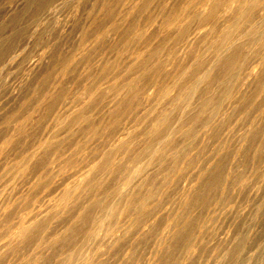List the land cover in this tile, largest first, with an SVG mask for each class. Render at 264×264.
Instances as JSON below:
<instances>
[{
    "label": "rangeland",
    "instance_id": "1",
    "mask_svg": "<svg viewBox=\"0 0 264 264\" xmlns=\"http://www.w3.org/2000/svg\"><path fill=\"white\" fill-rule=\"evenodd\" d=\"M142 1L143 0H0V189L9 188L10 186L9 190L12 192V200L8 202L6 206H0V213H8L7 217H5V221L0 222V237L4 235L2 229L4 222L8 219L9 221L13 219L17 220L19 216H21L20 214L29 217L31 214L34 215L35 212H39L38 222H40V224H46L48 222V226L43 233L45 238L54 232H65L66 224L75 218L76 208L72 209L70 212H64L65 210L62 209L59 213L57 212L55 216H52L50 221L44 220L49 201L51 203L52 200H54V202L61 200L60 196L63 187L72 181V178L70 179V177L67 176L69 166H67L65 170L63 169L62 173L58 172L61 162H53V157L55 156L54 150L57 147L64 149L63 157H68L77 150L75 157H78L79 160L84 157L85 159L90 158L93 153L97 151L98 147L100 150L108 144L107 141L109 137L107 134L109 135L110 132L117 128L115 127V122H113L114 119L118 118L117 121L120 127H131L133 124V127L137 126L135 123V116L141 108L143 110V107L146 106L144 100L145 94L135 97L136 99L134 98L135 101L133 100V105L135 109H133L132 112L121 113L119 110L118 114L117 112H109L110 109H108V107H110L112 103L106 102H110L111 96L106 94L107 97L102 104H94L89 112L90 115H92L90 122H95L94 124L98 127V132L94 137L88 138L87 132L85 131L87 124H85L86 122L84 120L77 126L65 127V130H60V133L53 137L56 132L54 130L58 129L60 125L57 124L58 118L62 116L63 118L61 117V119L64 120L65 117L63 114L66 111L77 103L79 105L83 104L78 102V96H80V93L84 92V86L85 88L88 86L85 84H91V82L94 81L92 77L95 79V76L99 77L102 74L104 64H108L110 69L105 79H101L103 77L101 76L98 80H102L101 83L103 82L104 85L102 84L101 86L106 87L111 83L123 79L125 73L128 74V70L126 69L129 64L132 63V57L134 58V54L130 51L143 46L148 47L146 49H150L151 46L153 47L156 43L161 41V39L166 40V43L168 42L164 32L161 34L156 32L157 27L162 24L164 18V15H160V11L167 12L168 7L170 6L168 9L170 10L175 4L176 6H182L184 0H155L150 2L152 5H149V3V7L148 5L145 7L146 10L142 7H137L138 9L135 8L136 10H132V8L128 9V6L130 7L134 4L140 5ZM105 10L108 12L107 14ZM127 10H129V12ZM167 27L170 28L169 26ZM137 31L143 32V38L146 39V41L148 38L150 42L147 41L144 45L138 43V41H141L143 38L140 40L135 39ZM151 42L152 44H150ZM141 43H144V41L142 40ZM147 43H149V45ZM128 47L130 49L132 48L128 50L129 52L126 50L129 49ZM197 47L192 48L193 51L192 49H187L185 53L182 52V56L184 55L185 57V55H187L185 58L187 60H192L195 56L194 54L199 53L197 50L201 48ZM164 53L163 57H166V52ZM189 56L191 57L189 58ZM172 70L173 66H167L163 75L167 76ZM136 72L137 70L129 74V78H135L137 76ZM258 72L259 81L264 80V66H262V68L260 66ZM141 81L142 80L139 82L143 84L147 79ZM159 83L158 85H162L161 83H163V81H159ZM95 86L98 88L99 84H95L94 88ZM243 88L248 90V94H251H247L245 99V101H249L247 106L250 108H242L240 105L236 108L231 105L229 107L227 106L225 113H230L227 121L221 123L222 125L219 121V124H216L217 129H211L213 132L210 131L206 134H199L193 146L195 149H198L195 155H193L195 158L198 157L195 160L196 163L192 165L193 168L196 166L195 164H198L201 160L203 161L201 166L206 164L207 168H209V166L211 167V170L205 176L206 180L212 173L230 172L229 176L226 174L227 178L233 179L230 181L228 178V183L225 181L229 184L227 185L228 192L233 190V180H236L240 174L251 173L256 170V160H253L252 153H255L254 151H256L259 141L264 137V128L261 124L264 122V94H253L255 83L252 81H248L247 84L245 83ZM149 91L152 92V96L154 97L156 88L153 87ZM52 98L53 100H51ZM85 98L86 95L83 94L81 99L86 101L88 98ZM78 104L76 105L77 107L79 106ZM49 106H51L52 109ZM131 116H133V118ZM260 116L261 118H259ZM98 123L100 124L98 125ZM81 125L84 126L81 127ZM105 125L107 126L105 127ZM16 126H18L17 129ZM55 127L56 129H54ZM248 127L252 129V132L249 134V138L251 139L247 140L246 143H240L238 141L240 140V133L242 134L245 132ZM20 128L24 130L22 129V132H20ZM138 129L140 130L141 127L138 126ZM259 129H261V131ZM52 139L54 141L48 149L44 151L42 148L39 149L41 143ZM179 140L181 141L180 137L176 139V142L181 143ZM85 141H88L86 143V149L79 152L78 148L80 144H83ZM8 144H10V146ZM239 144H247L243 149L244 152L242 151L243 153L248 152L245 155L243 154L244 156L236 152V148L240 147ZM30 152L35 153L33 160H31L28 165H24L26 169L20 176L13 177L12 172L22 170V163ZM89 154H91V156L87 157ZM217 158H221L224 164H217ZM241 159L244 160L241 161ZM40 161H44L45 164L39 166L38 163ZM154 171V169L150 170L151 173ZM51 172L57 173L52 179L50 177ZM192 177L195 178H192V180L196 183V180H198L197 176ZM107 180L110 182L114 179L113 177H107ZM192 180L189 179L188 173L182 177L179 182L174 183V186L173 184L168 187L162 186L163 188H161L163 190L159 188L160 192H163L161 195V197H163L160 199L163 206L161 207L162 209L157 211L156 214L158 216L156 214L154 215L157 217V221L153 229L150 231V228L146 227L145 231L139 230L136 232L135 230L132 233H136V238L128 235L124 237L107 259L102 261V264H121L124 254L128 250L133 251L135 254L130 264H146V260L152 256V248L154 246L156 247L157 243L160 241V235H163V232L164 234L166 233L164 231L166 225L162 224V222L165 223L164 220L166 222L171 220L168 222L169 225V223L173 222L174 218L181 212L179 202L181 196L180 188L183 183L186 182L188 183L191 181L190 183L193 184L194 182ZM177 184L179 187H176ZM205 185L207 184L200 186V191L203 189L202 191L205 192V194H211L215 199L220 198L222 193L220 186L216 187V189H208V185L204 187ZM196 190H199V188ZM169 191H171V194ZM245 197H247V193H245ZM53 198H57V200ZM74 199L75 197L70 196L68 199L63 200V202L68 200L67 202L72 204L74 203ZM86 199L85 197L82 198L80 203H85ZM262 199H264V194H261L258 199H255L251 204V209L244 214L234 213L227 217L226 222L222 221L223 230L220 232V236L226 237L225 240L221 241L217 239L214 243L210 244L208 243V231L205 230L203 235L204 238H202L204 244L201 243V248L198 245L199 249H197L194 260L192 263L190 262L188 264H217V261H219V264H230L229 262L232 264V261L234 262L233 264H264V206H261L262 209L259 207L260 210L257 207ZM17 200H20L21 203H18L13 208V204H15ZM214 201L216 202L217 200ZM54 202H52V204ZM245 203L246 199L242 197L240 199V204L244 205ZM0 204H2V202H0ZM25 204H27L28 207H26ZM52 204L49 205L48 210H54ZM213 204L212 207L210 206L202 209L203 211L197 209V214L199 216L202 214V217H200L205 218L212 211ZM169 207L174 209L171 210ZM9 209L12 210L9 212ZM165 209H167V211ZM57 210L58 209H55L54 211ZM169 212L171 214L173 213L172 216H168V214L170 215ZM160 213L162 214L161 216ZM82 222L84 221H80L77 225L80 227L83 226ZM212 223L215 224L216 219H213ZM160 225L162 228L158 227ZM139 233H141V235ZM120 235L123 236L124 233L122 234L121 232ZM179 236L178 238H180ZM237 236L239 238L240 236L246 237V248L239 256V251L237 249L232 250L237 240L236 238H238ZM70 239L71 238L60 240L52 247H48L47 244L42 243L38 248H36L32 241L25 240L18 251L23 255H28L30 253L31 257H36L37 264H53L63 250L72 247L73 238L71 241ZM155 239H157L156 242ZM170 239L171 238H169L167 242V238H165L163 242V247L165 248L162 247V253L157 255L150 264H169L171 261L170 259H172L174 253L177 252L167 246L170 243ZM230 240L231 242L234 240L231 246L229 245ZM228 245L230 253L226 252V250L229 249ZM214 251H217L218 254L215 259H212ZM228 254H231V258L230 255L228 258ZM234 258L236 259L234 260ZM123 264H129V262L123 261Z\"/></svg>",
    "mask_w": 264,
    "mask_h": 264
},
{
    "label": "bare ground",
    "instance_id": "2",
    "mask_svg": "<svg viewBox=\"0 0 264 264\" xmlns=\"http://www.w3.org/2000/svg\"><path fill=\"white\" fill-rule=\"evenodd\" d=\"M152 1H155V0H143L140 5L134 4L130 7L128 6V9L132 8V10H133L137 7H142V8H144V10H146L145 7ZM228 2H229V0H196V1L195 0H193V1H191V0L185 1L184 0V3L182 6H176V4H175V6L171 7L170 10H168L170 7L169 6L167 9V12L166 11H160V13H161L160 15H164L163 16L164 18H163L162 24H160V26L157 27L156 32L158 34H161L164 32L166 35L165 37L168 39L167 43H166V40L161 39V41H159L158 43H156V44L154 43L155 45L153 47L151 46L150 49H146L148 47L143 46L141 48L136 47L137 49H135V50L133 49L132 51H130L131 53L134 54V58L132 57L133 61L131 59L132 63H130L128 68L126 69V70H128L127 71L128 74L125 73V75L123 76V79H120V81H117V82L113 81L114 83H111L110 85H108L106 87L101 86L103 84V82L101 83L102 80L100 81L98 79H100L101 76H103L101 79H105V77H107L108 70L110 69L108 64H104L103 65L104 67L102 69V74L99 77L95 76V79H94V77H92V79L94 81L91 82V84H85L88 86H86V88L84 86V89H85L84 92L80 93V96H78V102L83 103V104L79 105L77 103L79 105L78 107L76 106L77 105L76 104L75 105L76 107L73 106L71 109L66 111L63 114V116L65 117L64 120L61 119L62 116H60L58 118L57 124H60V125H59L58 129H56V127L54 128V129H56V130H54L56 132H55L53 137L57 136V134L60 133V130L62 131L65 127L77 126L83 120L86 122L85 124H87L85 127V129H86L85 131L87 132L88 138L94 137L98 132V127L94 124L95 122L94 123L90 122L92 115H90L89 112L92 109L94 104H102V102L107 97L106 94H108V96H111L110 102L109 101L106 102V103H112V105L110 104L111 106L109 105L110 107H108V109H110L109 112L110 113H116L117 112V114H118L119 110L121 113L132 112L133 109H135V106L133 105L134 98L139 97V95L145 94L144 100L146 102V104H145L146 106L143 107V110L141 108L142 111L140 110L138 112V114L135 116V123L137 124V126L133 127L134 126V124H133V126H131V127H127V126L126 127H123V126L120 127L118 124V121H117L118 118L114 119L113 122H115V127H117V128H115V130L112 132L109 131L110 132L109 135L107 134V136L109 137L108 141H107L108 144L105 145L100 150L98 147L96 152H94V153L92 152L93 153L92 156H91V154H89L87 156V157L91 156L90 158L85 159V157H84L81 160H79L78 157H75L77 150L74 151L70 156L63 157L64 149H62L61 147H57L54 150L55 156L53 157L54 158L53 162L54 163L55 162H61V166H60V169L58 171L59 173H62L63 169L65 170L66 167L69 166V170H67L68 171L67 176L70 177V179L72 178V181H71V183H67L63 187V189H62L63 191H62V194L60 196L61 200H57V198H53V199H56L57 201L54 202V200H52L51 203L49 201V204L47 205V208H46V212H45L46 215H45L44 220L50 221L52 219V216H55L56 213L57 212L59 213V211L62 209L65 210L64 212H70L72 209L76 208L75 218L66 224L65 232H54V233H51L47 238H45L43 233L46 230L45 228L48 226V222L46 224H40V222H38L39 212H35L34 215L30 213L31 215L29 217L23 216L22 214H20L21 216H19V218L17 219V221L19 222V227L15 230L14 234H16V235H18V237L22 238L24 235V231H22V230H27V229L31 228L32 225L38 224L39 225L38 229L36 231H34L31 235H29L25 239V240L32 241L34 243V245L36 246V248H38L42 243L47 244L48 247H52L53 245H55L60 240H66L68 238H71V239L73 238L72 247H68L67 249L63 250L62 253L59 255V257L55 260V262H53V264H62V262L59 258L61 256H63L66 251L71 250L73 248H76L77 246L80 245V243L83 241L86 233L93 226L94 217L96 216V214L99 211H101V203L99 201L93 200V195H95V193L97 191H99L101 194H106V193L111 192L116 187L121 174L128 168V165L139 162L142 159H147V157L151 154V151L155 148L158 141L160 139H162L165 134H167L169 131H171L173 138H174L173 141L170 142L169 145H166L164 150H162L161 153L152 162V164L150 166V170L154 169L155 171L151 173L148 181L146 182V185L144 186L143 191L139 193V197H141V198L146 197L148 195H153L154 197H158L159 203L157 204L154 211L144 213L143 214L144 218L139 219L138 223H137L136 216H134L131 212H129L125 216V222H128L131 219V223L136 224V227L130 232V234H128V236H130V237L136 238V236H135L136 233L135 234L132 233L135 230H136V232L139 230L145 231L146 227L150 228V231H151V229H153V226L156 224V221H157V217H155L154 215L157 213V211L159 209H162L161 207L163 206V204L161 203V200H160L163 197V196L161 197L163 192H160L159 188H161L162 186L168 187L172 184L174 186L175 185L174 183L179 182L182 177H184L186 174L189 173V171H180V166H181V163L183 161V157H181L179 160L174 159L173 156L171 155V152L176 147H178L179 145L185 143V141H187L193 137L197 138V136L199 134L202 135V134L209 133L210 131L213 132L211 129L213 128L216 130L217 129L216 124H219V123L221 124L223 122H226L230 116V113H225L227 106L229 107L231 105L232 107L234 106V108L238 107L239 105L242 108L248 107L247 104L249 101H245L246 96L248 94V90L243 88V85L245 84L244 81L248 79L247 76L244 75V72H246L247 69L245 68L244 71L241 70V65L244 61L246 53L243 51L242 45H235V46L230 47L232 38H230L227 35V33L223 32L225 20L222 19L221 16L219 15V13L224 10V5H226ZM106 3H108V2H106ZM149 5H152V4L150 3ZM149 5H148V7H149ZM209 5H210V7H209ZM205 7L209 8V11L207 14L204 13ZM162 8H164V7H162ZM106 10H105V12L107 14L108 12ZM124 10H125V8H124ZM127 11L129 12V10H127ZM110 13H112V12H110ZM159 19H161V18H159ZM132 21H133V19H132ZM129 22H131V21H129ZM158 23H159V21H158ZM167 26H169L170 28H168ZM206 29H210V30H206ZM154 34H153V36H154ZM143 37H144L143 32H141V31L136 32V35H135L136 40H140ZM142 40L144 41V43H141ZM142 40L138 41V43L144 45L148 41V38H147V41L144 38ZM148 42H150V41H148ZM147 44L149 45V43H147ZM150 44H152V42ZM136 46H138V45H136ZM197 46L201 47V48H199L197 50V52H199V53L194 54L195 56L192 58V60H187L185 58L187 55H185V57H184V55L182 56V52L185 53V51L187 49L191 50L192 48H195ZM131 49L129 48L126 50L128 51ZM192 51H193V49H192ZM147 52H148V55H147ZM164 52H166V57H163ZM218 54H219V59L217 60ZM191 56H189V58ZM213 60H216V63L214 65H212L213 70H214V74L211 77V79L209 80V82L204 87L200 88L199 91L197 92V94L192 98L193 102L191 103L188 112L184 115H181V112L178 108L170 116L164 117L163 112L168 108V105L170 103H172V100H174L176 97H178L183 92L185 86L193 79V77L198 72L201 71V66L207 67L209 64L212 63ZM193 61H196V63L193 64ZM190 64L193 65L192 72L190 73L188 78L176 90L175 96L172 99H170L169 101H166L165 102L166 104H164L160 108H157V104H158L159 98L161 97L162 93H164L165 90L172 85L173 81L175 80V78L179 74V72H182ZM170 65L173 66V70L171 72H169L167 76L163 75V72H165V69L167 68V66L170 67ZM262 66H264V65H261V68H262ZM136 70H137V72H136L137 76L135 78H132V77L129 78V74L133 73ZM166 71H168V70H166ZM253 72H255V69H253ZM118 74H119V72H118ZM241 76H243V78H241ZM143 79H147V81L142 84L139 81L140 80L143 81ZM159 81H163V83H161L162 85H158V84H160ZM248 81H252L253 83H255V88H254L253 94H255V93H258L260 95L264 94L263 93L264 92V80L259 81V72L255 75H252L251 79ZM95 84H99V87L96 88V86H97L96 85L94 88ZM153 87L156 88V91L154 92V97L152 96V92L149 91ZM83 94L86 95L85 99L88 98L86 101L85 100L83 101L81 99L83 97ZM248 95H251V94H248ZM51 100H53V98ZM49 107L51 108V106H49ZM248 108H250V107H248ZM97 110H99V109H97ZM247 110H245V111H247ZM153 112L155 114H153ZM250 113H251V111H250ZM22 117H23V115H22ZM131 117L133 118V116H131ZM259 118H261V116ZM157 120H159V121H161V123H163V128L159 133L152 135V134H150V131H151L153 123ZM64 121H66V122H64ZM165 121H166V123H165ZM104 122H105V120H104ZM122 123H124V122H122ZM99 124L100 123H98V125ZM120 124H121V121H120ZM261 124L264 128V122ZM254 125H255V122H254ZM83 126L81 125V127H83ZM106 126L107 125H105V127ZM138 126L141 127L140 130L138 129ZM218 127H220V126H218ZM17 128H18V126H16V129ZM74 128H76V127H74ZM108 128H110V127H108ZM248 128L242 134L240 133V136H239L240 140H238L240 143H243V142L246 143L247 140L251 139V138H249V134L252 132V129H250V128L248 129ZM22 129L20 132H22ZM79 129H80V127H79ZM259 130L261 131V129H259ZM86 132H84V133H86ZM263 134H264V132H263ZM230 135H232V134H230ZM100 136H102V135H100ZM250 136H252V135H250ZM128 137H129V139H128ZM178 137H180L181 141L179 140V142H181V143L176 142V139H178ZM196 140L197 139H195V141ZM53 141H54L53 139L44 141L39 146L40 147L39 149L42 148L43 151L48 149V147L53 143ZM133 141H135L134 144L132 143ZM68 142H70V141H68ZM87 142L88 141H85L83 144H80V146L78 148L79 152L86 149V147H87L86 143ZM129 144H132V146L129 147ZM8 145L10 146V144H8ZM59 145H61V144H59ZM245 145H247V144H245ZM236 152L240 155H243V154L245 155L246 153H248V152L243 153L244 151L243 152L239 151V147L236 148ZM254 152L255 153H252L253 154L252 157H253V160H256L255 162L257 163V164L255 163L256 170H260L261 174H264V137L261 138V140L259 141V144L257 145V149ZM257 153H260L259 159L257 158ZM234 155H236V154H234ZM34 156H35V153L30 152V154H28V156L25 158V161H23V163L20 162L23 165L22 170L21 171L17 170L15 172H12V176L13 177L20 176L24 172V170L26 169V166H24V165H28V163L31 160H33ZM237 156H239V155H237ZM196 158H198V157H196ZM196 158L194 156H192L189 163L191 165H194V163H196V161H195ZM217 160H218L217 164H219V163H220L219 165L224 164V163H222L223 161L221 160V158L220 159L217 158ZM243 160L241 159V161H243ZM44 164H45L44 161H40L38 163L39 166H43ZM59 165H60V163H59ZM219 165H218V167H219ZM212 167H213V165H212ZM206 168L207 167L205 164V165L201 166L200 171H204V169H206ZM210 173H212V172H210ZM229 173L228 172L227 173H222V172L221 173H212V174H210V176H208L207 180L205 179V176H206L205 175L203 177V179L199 180V182H198V180H196L197 181L196 187L194 189H191V190H189V189L191 188V186L194 187L195 184L192 185V183H190L191 181L188 183L187 182L183 183L182 187L180 188L181 196H180V200H179L181 212L177 215L176 218H174V221L172 218L173 222L169 223V225H168V222H170L171 220L168 222H166L164 220L165 223L162 222V224L166 225L167 232L165 234L163 232L162 233L163 235H160V237H161V238H159L160 241L158 240L159 244H160L159 248H157V246L155 247L154 245H153L154 247L152 246L153 247L151 250L152 256H151V258L146 260V264L152 263L154 261V259L156 258V256L159 255L160 253H162V247H163V244H164L163 242H164L165 238H167V242H168V239L171 238L170 243L167 246L170 247L172 250L177 251L176 253H174L173 257L171 256L172 259H170L171 260L170 262L168 261L169 264H188L190 262L192 263L195 256L190 261H188V260H186V253H187L188 249L192 246H195L196 249H199V247L200 248L202 247V246H200V245L204 244L202 242L203 241L202 238H204L203 237L204 232H205V230H207V229L202 228V223L204 222L205 218L204 217L201 218L202 214L200 215L201 217L197 214V209L202 210V209L210 207V206L212 207L213 202L215 203L214 200L220 199V198L215 199L214 196L211 194H205V192L202 191L203 189L200 191V186L201 185L203 186V184H207L208 189L209 188L216 189V187L220 186L221 192H222L221 196H222V194L227 191V185H229V184H227L229 177L227 178V175H226V174H228V176H229ZM54 175H57V173L51 172V174H50L51 179L53 178ZM192 176H195V177L197 176V178H198L199 172H197L196 174H194ZM192 176L190 178L191 180L193 178ZM107 177H113L114 180L109 182L107 180ZM193 179H195V178H193ZM232 179L229 178L230 181ZM68 180H69V178H68ZM192 181L195 183L194 180H192ZM225 181H227V183ZM84 184H85V186L92 185V189L90 190V193L88 195L83 196V198L84 197L87 198L85 203L79 202L78 204H75V206H74V203L69 204L67 202L68 200L66 202H63V200L68 199L70 196H73L76 198L78 195H83L80 192H81V188ZM207 185H205L204 187H206ZM230 186H231V183H230ZM176 187H179L178 184ZM149 188H151V192L148 191ZM198 188H199V190H196ZM170 192L171 191H169V193ZM211 192H212V190H211ZM206 193H207V191H206ZM90 201H91V203H90ZM52 202H54V203L52 204ZM137 203H138V197L134 196L133 200H132V204L135 205ZM154 203H156L155 198L153 200L149 201V204H154ZM50 204H52V206H54V210L55 209H58V210L57 211L48 210ZM175 204H176V202H175ZM85 205H88L87 210L84 211L82 213V215H80L78 217L77 213L80 212L85 207ZM25 206L28 207L27 204H25ZM172 209H174V208H172ZM258 209L260 210V208H258ZM261 209H262V207H261ZM206 211H207V209H206ZM170 212H172V211H170ZM176 213H178V212H176ZM26 214H29V213H26ZM172 214L170 213V215L168 214V216H172ZM161 215L162 214L160 213V216ZM163 216H164V214H163ZM166 220H169V219H166ZM7 221H9V219ZM80 221H84V222H82L83 226H81V227L77 225L78 223H80ZM150 221H154V223H150ZM167 225H168V227H167ZM129 226H131V224H129ZM158 227L162 228L161 225ZM122 234H123V232H122ZM139 234L141 235V233H139ZM178 236L180 238H178ZM141 237H144V236H141ZM71 239H70V241H71ZM116 239H120V237H116ZM233 239H234V237H233ZM236 239L237 240L235 242V245L233 243L234 247L232 250L237 249L239 251V254H238V256H239L241 254V252L244 251V249L246 248V237L240 236V238L238 237ZM156 240L157 239H155V242H156ZM232 242L230 240V244H229L230 246L232 245L231 244ZM198 245H199V247H198ZM229 245H228V248H229ZM163 248H165V247H163ZM227 250H226V252L230 253V248ZM231 254H228V258H229V255L231 258ZM171 255H172V253H171ZM238 256H236V257H238ZM153 257H154V259H153ZM169 257H170V255H169ZM167 258H168V256H167ZM235 259L236 258H234V260ZM225 260H226V258H225ZM36 261H37L36 257H30L29 264H37ZM229 263L231 264V262H229ZM233 263L234 262L232 261V264ZM222 264H224V263H222Z\"/></svg>",
    "mask_w": 264,
    "mask_h": 264
},
{
    "label": "clouds",
    "instance_id": "3",
    "mask_svg": "<svg viewBox=\"0 0 264 264\" xmlns=\"http://www.w3.org/2000/svg\"><path fill=\"white\" fill-rule=\"evenodd\" d=\"M208 11L209 8L205 7L204 13L207 14ZM219 15L225 20L223 32L227 33V35L232 38L230 47L242 45L243 51L246 53L241 65V70L244 71L245 68L247 69V71L244 72V75L248 78L244 82L247 83L252 75L258 73L260 66L264 65V0H229V2L224 5V10L220 12ZM218 59L219 54L217 56V60ZM195 63L196 61H193V64ZM215 63L216 60H213L207 67L201 66V71L185 86L183 92L168 105V108L163 112L164 117L170 116L178 108L181 115L188 112L193 102L192 98L213 76L214 70L212 65ZM192 68L193 65L190 64L182 72H179L172 85L162 93L157 108H160L166 101H169L175 96L176 90L188 78L192 72ZM253 69L256 71L253 72ZM241 78H243V76H241ZM153 114L155 113L153 112ZM162 128L163 123L157 120L153 123L150 134L155 135L159 133ZM173 139V135L171 131H169L158 141L147 159H142L139 162L128 165V168L121 174L116 187L111 192L101 194L97 191L95 195H93V200L101 203V211L94 217L93 226L86 233L80 245L66 251L64 255L59 258L62 264H102V261L107 259L111 252L119 245L121 240L130 234L136 227L135 223H131V219L125 222L126 214L131 212L136 216L138 223L139 219L144 218V213L155 210L159 203V198L153 195L141 198L139 197V193L143 191L151 175L150 166L152 162ZM195 139L196 138L193 137L185 141V143L176 147L171 152V155L177 160L183 157L180 171L191 170L189 171V179L192 175L199 172L197 178L199 182V180L207 175L211 167L209 166V168L204 169V171H200L201 165L203 164L202 160L196 164L194 168L189 163L192 156L198 151V149L193 147ZM132 143L134 144L135 141ZM131 146L132 144H129V147ZM244 148L245 145L241 144L239 151H243ZM259 156L260 153H257L258 159ZM193 184H195V186H191L189 190L196 187V183ZM9 189L10 186L9 188L0 189V202H2L0 206H6L7 203L12 200V192ZM91 189L92 185L85 186L84 184L80 192L83 195H78L74 199V206L80 202L84 195H88ZM148 191L151 192V188H149ZM245 193H247V197H245ZM261 194H264V174H261L260 170L240 174L233 182V190L222 194L220 199L214 203L212 211L205 217L202 223V228L208 231V243L212 244L217 239L221 241L225 240L226 237L220 236V232L223 230L222 221L226 222L227 217L234 213L242 215L250 210L252 202L258 199ZM134 196L138 197V203L135 205L132 204ZM242 197L246 199L244 205L240 204V199ZM154 198L156 199V203L149 204V201ZM18 203H21V201L17 200L16 203L13 204V208ZM261 206H264V199L260 200V203L257 205L258 208ZM87 207L88 205H85V207L77 213V216L79 217L82 215V213L87 210ZM11 210L12 209H9V212ZM7 214L8 213H0V222L5 221ZM213 219H216L215 224L212 223ZM150 223H154V221H150ZM129 224H131V226H129ZM18 227L19 222L17 220L13 219L4 222L2 229L4 235L0 237V264H29L31 254L23 255L18 250L22 247L23 241L36 231L39 225L34 224L31 228L22 230L24 231L22 238L14 234ZM166 229L165 232H167ZM121 232L124 233L123 236L120 235ZM116 237H120V239H116ZM159 247L160 244L158 242L157 248ZM196 252L197 249L195 246L190 247L186 253V260L190 261L196 255ZM217 254V251H214L212 259H215ZM134 255L135 254L131 250L126 251L123 261H128L130 264ZM123 261L121 264H123ZM217 264H219V261H217Z\"/></svg>",
    "mask_w": 264,
    "mask_h": 264
}]
</instances>
